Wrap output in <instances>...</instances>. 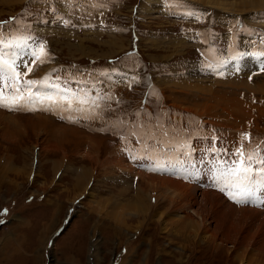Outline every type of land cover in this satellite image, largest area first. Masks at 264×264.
Wrapping results in <instances>:
<instances>
[{
    "label": "rangeland",
    "instance_id": "rangeland-1",
    "mask_svg": "<svg viewBox=\"0 0 264 264\" xmlns=\"http://www.w3.org/2000/svg\"><path fill=\"white\" fill-rule=\"evenodd\" d=\"M119 1L0 0V23L6 30L19 26L21 33L34 37L30 43L47 44L51 60L36 67L31 79L50 73L53 80L59 76L61 83L73 89L83 87L92 96L97 92L112 95L113 101L102 103L119 108L126 104L125 94L133 99L138 94L105 85L96 69L106 72L124 63L135 66L143 57L151 62L155 76L144 101L147 105V99L151 101V110L133 111L130 117L117 109L123 120L114 117L112 130L104 125L106 132L114 134L111 142L115 145L109 152L110 137L55 121L60 113L0 108V264H264V252L258 253L264 251L260 205H238L214 187L200 189L174 179L169 170L176 161L168 148L149 158L138 150V138L116 143L120 134L131 137L132 129L121 121L153 128V134L162 137L163 132L151 124L161 118L159 98L173 100L175 107L203 115L225 129L239 130L242 120L251 116L245 125L247 133L254 142L264 140V74L253 76L250 82L206 79L207 85H190L189 81L182 85L186 92L161 74L173 69L170 60L179 58L181 47L187 55L204 39L207 50L223 57L244 53V47L264 52V0H167L163 17L149 9L157 0ZM46 3L61 12H46ZM104 3L114 8L113 16L105 14ZM135 3L137 16L131 9ZM191 7H197L192 10L194 18L177 23L183 19L175 12ZM98 15H104L105 24ZM122 49L139 55L132 52L135 61L129 56L106 61ZM76 60L84 64L72 63ZM19 70L26 71L23 66ZM142 78L146 80V75ZM238 89L253 93L256 101L243 103ZM169 111L171 117L180 114L176 120L184 116ZM109 113L105 108L104 117ZM119 144L126 147L121 152ZM194 210L207 217L204 227L217 233L214 244L218 247L184 232L188 221L195 219ZM243 252L248 253V262L241 257Z\"/></svg>",
    "mask_w": 264,
    "mask_h": 264
},
{
    "label": "snow or ice",
    "instance_id": "snow-or-ice-1",
    "mask_svg": "<svg viewBox=\"0 0 264 264\" xmlns=\"http://www.w3.org/2000/svg\"><path fill=\"white\" fill-rule=\"evenodd\" d=\"M187 14L192 15L191 12ZM64 23L68 26V21ZM85 26L91 27V25ZM24 27L28 29L31 26ZM30 41H34V37L21 33L19 26L9 31L4 24L0 23V108L8 111H51L60 113L61 118L69 122H75L77 117L103 119L105 108L114 114L111 104L102 103L105 100L113 101L115 98L112 95L102 96L97 92L95 96H92L89 90L83 87L73 89L67 82L61 83L59 76L53 80L50 73L39 79L29 78L36 67L51 60L45 42L36 45ZM261 42L264 43V38ZM260 56H264V52L259 53L257 58ZM21 66L26 71L21 72L19 70ZM260 71L264 72V63L261 64ZM114 74L128 79L122 73ZM108 78L111 79V76ZM139 79L136 75L132 76L128 81L129 89L132 83L139 82ZM249 79L251 80L252 77L250 76ZM76 83L83 82L76 81ZM121 124L132 129L130 136L138 138L136 142L141 145L142 151L148 154L149 158L157 149L172 148L175 144H181L184 149L189 147L185 141L169 139L168 132L163 133L165 139L161 140L155 137L153 128L145 130L142 124L131 125L126 121H121ZM160 127L159 124L154 126V128ZM121 139L127 140L128 137H121ZM211 143L212 146L208 151L215 157L211 163L215 167L214 181L218 190L238 205L248 204L259 198L257 194L264 191V140L254 142L250 133H241L231 151L223 146L217 148L216 137L212 138ZM191 151L195 149L184 151L183 155L189 158L186 161L177 159L176 164L181 167L187 164L195 169L197 161L191 159ZM199 162L206 161L201 158Z\"/></svg>",
    "mask_w": 264,
    "mask_h": 264
},
{
    "label": "bare ground",
    "instance_id": "bare-ground-1",
    "mask_svg": "<svg viewBox=\"0 0 264 264\" xmlns=\"http://www.w3.org/2000/svg\"><path fill=\"white\" fill-rule=\"evenodd\" d=\"M252 6V5H251ZM12 122V121H11ZM164 182V181H163ZM162 182V183H163ZM139 203H141V202H139ZM135 206V205H134ZM139 206V205H138ZM137 206V207H138ZM144 207V206H143ZM145 208V207H144ZM250 210V209H249ZM137 212H140V211H138V209L136 210ZM209 211V210H208ZM252 211L253 212H255L256 213V211L255 210H253L252 209ZM192 213H193V215L195 216V219L194 220H192V221H188L189 222V224L187 223V226L186 227H184V225L182 224H180V226L179 227H184L185 229H183L184 230V232H185V230H187V232H189V233H192L193 232V234H194V236L195 237H197L198 239V242H205V241H207V243H213V246L214 247H216L217 245L216 244H214V242L216 241V238H218L217 237V233H215L214 232V230L212 231H209L206 227H204V220L207 218L205 215H203V214H201L200 212H198V211H192ZM209 213V212H208ZM143 217V216H142ZM198 218V219H197ZM142 219H144V217L142 218ZM178 221V220H177ZM181 221H183V220H181ZM187 220H185V222H186ZM184 222V221H183ZM178 223V222H177ZM203 224V225H202ZM177 225V224H176ZM262 225V224H261ZM126 226V225H125ZM167 226V225H166ZM263 226V225H262ZM174 227V226H173ZM201 227H202V229H201ZM165 228V227H164ZM216 228V227H215ZM64 229V228H63ZM62 229V230H63ZM168 229V228H167ZM180 229H182V228H180ZM62 230L60 231V232H62ZM189 230V231H188ZM216 230V229H215ZM169 231V230H168ZM216 236V237H215ZM237 236V235H236ZM222 238V237H221ZM194 240V239H193ZM196 240V241H197ZM187 241H189V240H187ZM241 242V241H240ZM242 243V242H241ZM187 245V244H186ZM219 246V245H218ZM217 246V247H218ZM183 247H181V249H182ZM188 248H191L190 246L188 247ZM262 252H264V251H260V250H258V253L262 256L263 255V253ZM248 253H244L243 252V254H242V256L241 257H243L244 258V256L245 255H247ZM170 255H171V253H170ZM257 255V254H256ZM179 256H181V254L179 255ZM172 257H174L173 255H172ZM240 257V258H241ZM246 257V260H247V262H248V258H247V256H245ZM256 257H258V256H256ZM181 258V257H180ZM237 258L239 259V255H237ZM254 258V257H253ZM185 258H182V260H184ZM182 260H180V262H182ZM244 260H245V258H244ZM188 261V260H187ZM261 262V261H260ZM248 264V263H247Z\"/></svg>",
    "mask_w": 264,
    "mask_h": 264
}]
</instances>
